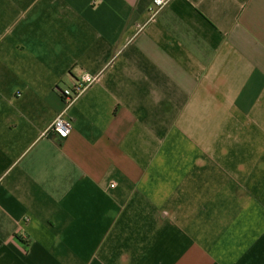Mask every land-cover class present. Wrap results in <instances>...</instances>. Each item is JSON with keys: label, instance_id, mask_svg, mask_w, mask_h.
Returning a JSON list of instances; mask_svg holds the SVG:
<instances>
[{"label": "crops", "instance_id": "obj_1", "mask_svg": "<svg viewBox=\"0 0 264 264\" xmlns=\"http://www.w3.org/2000/svg\"><path fill=\"white\" fill-rule=\"evenodd\" d=\"M154 1L0 0V264H264V0Z\"/></svg>", "mask_w": 264, "mask_h": 264}, {"label": "built area", "instance_id": "obj_2", "mask_svg": "<svg viewBox=\"0 0 264 264\" xmlns=\"http://www.w3.org/2000/svg\"><path fill=\"white\" fill-rule=\"evenodd\" d=\"M166 4L165 0H155L152 10L155 11ZM94 81V78L90 75H84L83 78L75 83L73 86L64 88L61 90L62 98L65 102V110H63L52 122L50 131L62 139L68 138L73 130V123L68 118L67 113L69 109L74 105L78 97L85 91V89Z\"/></svg>", "mask_w": 264, "mask_h": 264}]
</instances>
